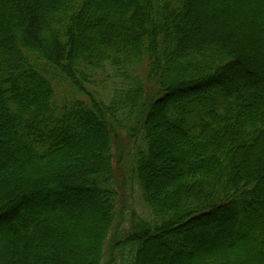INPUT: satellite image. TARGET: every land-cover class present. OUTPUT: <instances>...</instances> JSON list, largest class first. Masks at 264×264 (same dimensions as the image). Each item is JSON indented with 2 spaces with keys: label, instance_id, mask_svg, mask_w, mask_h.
<instances>
[{
  "label": "trees",
  "instance_id": "obj_1",
  "mask_svg": "<svg viewBox=\"0 0 264 264\" xmlns=\"http://www.w3.org/2000/svg\"><path fill=\"white\" fill-rule=\"evenodd\" d=\"M121 131L113 264H264V0H0V264H103Z\"/></svg>",
  "mask_w": 264,
  "mask_h": 264
},
{
  "label": "rangeland",
  "instance_id": "obj_2",
  "mask_svg": "<svg viewBox=\"0 0 264 264\" xmlns=\"http://www.w3.org/2000/svg\"><path fill=\"white\" fill-rule=\"evenodd\" d=\"M127 139V133L121 131L117 148L115 147L117 152H115L112 177L117 191V215L105 242L103 264L116 262V257L115 259L112 257L113 245L119 239L123 241L128 228H130L131 220L133 221L140 214L149 217L138 180L132 176V158H130L132 155L125 152V149L128 148ZM121 156L122 158H119Z\"/></svg>",
  "mask_w": 264,
  "mask_h": 264
}]
</instances>
